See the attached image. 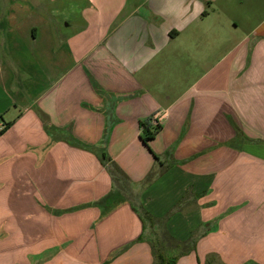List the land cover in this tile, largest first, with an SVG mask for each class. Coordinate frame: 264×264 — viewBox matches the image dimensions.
<instances>
[{"label": "crops", "instance_id": "obj_1", "mask_svg": "<svg viewBox=\"0 0 264 264\" xmlns=\"http://www.w3.org/2000/svg\"><path fill=\"white\" fill-rule=\"evenodd\" d=\"M175 205L176 264H264V0H0V264H153Z\"/></svg>", "mask_w": 264, "mask_h": 264}, {"label": "trees", "instance_id": "obj_2", "mask_svg": "<svg viewBox=\"0 0 264 264\" xmlns=\"http://www.w3.org/2000/svg\"><path fill=\"white\" fill-rule=\"evenodd\" d=\"M156 132L148 133L145 137H141L145 145L148 146L147 140L152 137ZM149 148V146H148ZM155 157L156 154L153 153ZM103 161H109L105 152L102 153ZM108 171L116 184L122 183L128 179L127 175L119 168L115 163H111ZM154 170H150L144 178V183L149 184L158 175ZM176 205L170 209L162 217H156L149 213L147 210L141 206L137 209L139 218L141 220L143 230L144 227L150 228L147 232L146 240L148 241L152 256L153 264H176L178 258L182 255H186L195 249V244L189 241L177 242L171 236V234L166 229V222L168 218L173 214ZM144 239V231L139 234L137 240ZM203 264H225L224 262L218 260L216 261V256L211 254Z\"/></svg>", "mask_w": 264, "mask_h": 264}, {"label": "rangeland", "instance_id": "obj_3", "mask_svg": "<svg viewBox=\"0 0 264 264\" xmlns=\"http://www.w3.org/2000/svg\"><path fill=\"white\" fill-rule=\"evenodd\" d=\"M55 7L56 9H53L54 14L52 17V21L56 24H59L58 29L63 35H67L68 38L69 36H73L76 33L75 29L81 24L79 10H77L76 8H71V6H65L64 4L60 3H56V6H54V8ZM246 7L247 6H245V8ZM60 38L61 36L59 35L57 39Z\"/></svg>", "mask_w": 264, "mask_h": 264}]
</instances>
